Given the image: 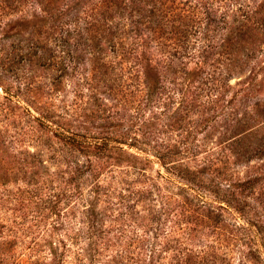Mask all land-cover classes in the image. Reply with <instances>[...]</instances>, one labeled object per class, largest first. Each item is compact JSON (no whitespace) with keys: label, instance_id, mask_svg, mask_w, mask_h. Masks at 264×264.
I'll return each instance as SVG.
<instances>
[{"label":"rangeland","instance_id":"rangeland-1","mask_svg":"<svg viewBox=\"0 0 264 264\" xmlns=\"http://www.w3.org/2000/svg\"><path fill=\"white\" fill-rule=\"evenodd\" d=\"M143 245L264 264V0H0V264Z\"/></svg>","mask_w":264,"mask_h":264},{"label":"trees","instance_id":"trees-1","mask_svg":"<svg viewBox=\"0 0 264 264\" xmlns=\"http://www.w3.org/2000/svg\"><path fill=\"white\" fill-rule=\"evenodd\" d=\"M74 146L81 148L82 144H73ZM251 183V181H246L245 185H249ZM118 233L123 237L124 233L121 231H118ZM135 242L140 243L142 238H139V236H137L136 238H133ZM128 255H130L129 250H127L126 252ZM128 257V256H127ZM156 257H157V251L155 249H153L152 247H145L143 245V247L141 248L140 252L138 254H132L131 259L133 260L132 264H154V262H156Z\"/></svg>","mask_w":264,"mask_h":264}]
</instances>
